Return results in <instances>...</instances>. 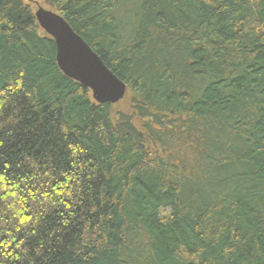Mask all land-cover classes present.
<instances>
[{"label":"trees","instance_id":"obj_1","mask_svg":"<svg viewBox=\"0 0 264 264\" xmlns=\"http://www.w3.org/2000/svg\"><path fill=\"white\" fill-rule=\"evenodd\" d=\"M38 2L126 91L0 0V264H264V0Z\"/></svg>","mask_w":264,"mask_h":264},{"label":"water","instance_id":"obj_2","mask_svg":"<svg viewBox=\"0 0 264 264\" xmlns=\"http://www.w3.org/2000/svg\"><path fill=\"white\" fill-rule=\"evenodd\" d=\"M34 17L38 25L53 38L56 63L64 75L89 88L98 103H115L123 98L125 83L106 67L58 12L37 6Z\"/></svg>","mask_w":264,"mask_h":264},{"label":"rangeland","instance_id":"obj_3","mask_svg":"<svg viewBox=\"0 0 264 264\" xmlns=\"http://www.w3.org/2000/svg\"><path fill=\"white\" fill-rule=\"evenodd\" d=\"M24 2H28L29 4H31L33 10H35L37 8V6H42L44 8H48L46 3H39L38 0H23ZM121 104H125V102H121Z\"/></svg>","mask_w":264,"mask_h":264}]
</instances>
